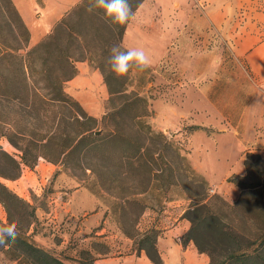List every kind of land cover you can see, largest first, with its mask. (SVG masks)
I'll list each match as a JSON object with an SVG mask.
<instances>
[{"label":"rangeland","instance_id":"rangeland-1","mask_svg":"<svg viewBox=\"0 0 264 264\" xmlns=\"http://www.w3.org/2000/svg\"><path fill=\"white\" fill-rule=\"evenodd\" d=\"M47 1L60 2L35 0L30 8L35 19L28 26L31 34L32 27L35 35L42 34L38 42L76 5L66 8L42 32L46 23L41 20L42 8ZM256 12L264 14V0L240 6L232 17V34L214 25L196 30L187 23L180 25L175 38H167L151 28V33L155 32L151 40L159 44L157 52L150 42L145 47L150 51L152 66L143 72L130 70L124 78L126 99L137 94L146 99L150 115L142 120L154 131L163 133L172 149L179 148L193 171L188 176L204 177L208 182V198L220 195L229 203L239 199L242 188L228 178L250 177L243 159H250V154L260 155L263 161L258 165L264 168V145L260 142L264 137V93L245 56L236 49L238 30L248 19H254ZM165 19L164 31L171 28L167 16ZM123 47L128 49L124 39ZM80 62L83 61L76 62L78 74ZM90 66L91 80L68 81L66 89L90 115L101 120L124 99L111 101L101 70ZM10 141L1 137L0 149L21 161V151ZM148 146L144 152L146 157L154 154L150 165L156 173L155 161L159 162L156 146H160L152 143ZM172 149L166 153L176 164L177 153ZM9 155L0 153V171L5 173L0 174V183L28 203L29 211H34L27 228L30 240L68 264H133L141 255L150 258L146 248H142L141 239L146 231L158 234V245L169 224L180 218L191 223L188 210L196 200L182 185L189 180L187 177L177 178V184L164 191L153 174H149L150 179L142 172L122 175L115 158L90 156L71 166L40 157L35 165L21 163V172L14 178L11 175L15 163ZM23 209L8 207L0 199V221L27 227V220L19 212ZM183 240L184 236H180L179 241ZM203 243L208 251L219 250L213 239ZM145 245L152 248L150 242ZM216 259L221 256L216 255ZM0 264L18 262L1 251Z\"/></svg>","mask_w":264,"mask_h":264},{"label":"trees","instance_id":"trees-1","mask_svg":"<svg viewBox=\"0 0 264 264\" xmlns=\"http://www.w3.org/2000/svg\"><path fill=\"white\" fill-rule=\"evenodd\" d=\"M144 1L129 0L133 12ZM88 6L89 0H81L44 38L31 45V30L15 2L0 0V138L7 137L21 151V161H17L0 149L15 163L11 176L20 174L21 163L35 165L40 157L71 166L80 164L82 158L100 156L115 158L122 175L153 174L164 191L177 184V178L187 177L189 180L182 185L196 201L188 210L191 227L183 245L194 241L200 252L209 253L210 264H264V168L258 165L262 157L250 154L252 159H245L249 179L234 175L228 178L242 188L237 201L229 203L220 195L208 198L207 180L188 176L193 171L179 148L172 149L163 133L142 120L150 115L146 99L138 94L126 99V76H115L107 63L113 46L126 50L123 39L130 22L111 25L102 19L99 10L87 11ZM77 61H88L101 70L111 101L124 99L101 120L90 115L66 89L67 82L78 74ZM149 143L160 146H156V173L150 165L154 154L146 157L144 152ZM170 148L177 153L176 164L166 153ZM0 174L5 175L3 171ZM0 191V199L8 207L24 208L19 212L27 220V227L17 225L16 243L11 248L0 247V253L5 252L18 264H68L30 240L27 228L34 211L28 210V203L1 183ZM152 233H144L142 248L155 264H162L158 234ZM212 239L219 249L214 253L203 243ZM146 242L152 248L145 247ZM216 255L221 259L217 260Z\"/></svg>","mask_w":264,"mask_h":264},{"label":"crops","instance_id":"crops-1","mask_svg":"<svg viewBox=\"0 0 264 264\" xmlns=\"http://www.w3.org/2000/svg\"><path fill=\"white\" fill-rule=\"evenodd\" d=\"M14 1L27 25L30 23L32 26L35 17L30 12V8L34 7L35 0ZM59 1L54 4L47 1L46 7L42 8L44 14L41 20L42 22L44 19L46 20L42 32L48 30L51 27V22L58 19L66 8L72 7L81 0ZM249 1L254 0H145L135 12L134 19L128 24L124 42L127 48L142 47L147 52L150 51L145 47L150 42V45L157 52L159 44L151 40L155 36V32L151 33V28L156 29L160 37L175 38L179 33L180 25L187 23L189 26L195 27L196 30H203L214 25L222 28L226 34H232L231 23L234 13L240 6L249 3ZM166 16L167 21L171 23V28L164 31L162 25L163 21L166 20ZM238 33L240 37L236 49L238 53L245 56L250 72L264 93V14L256 12L254 19H248L245 25L240 27ZM40 35L42 34L35 35L32 27L31 42L37 43ZM80 63H78L81 70L80 74L70 81L91 80V66L87 61ZM87 68H89L88 73H86ZM95 74L97 75V72ZM263 129L264 124L262 125ZM260 142L263 146L264 137L260 139ZM242 172L244 173V169ZM190 224L184 218H180L166 227L164 236L158 240L157 245L162 264H210V256L206 252H200L193 241H189L186 245L179 241V237L184 236L190 229ZM103 262H107V260ZM133 264L155 263L146 255H141L134 260Z\"/></svg>","mask_w":264,"mask_h":264},{"label":"clouds","instance_id":"clouds-1","mask_svg":"<svg viewBox=\"0 0 264 264\" xmlns=\"http://www.w3.org/2000/svg\"><path fill=\"white\" fill-rule=\"evenodd\" d=\"M99 10L102 19L111 25H127L135 17L129 0H89L87 11ZM107 63L117 77L126 76L130 70L143 72L152 66L150 54L142 47L122 50L113 46ZM19 232L15 223L0 224V247L11 248L17 241Z\"/></svg>","mask_w":264,"mask_h":264},{"label":"water","instance_id":"water-1","mask_svg":"<svg viewBox=\"0 0 264 264\" xmlns=\"http://www.w3.org/2000/svg\"><path fill=\"white\" fill-rule=\"evenodd\" d=\"M100 131H98L97 133H99Z\"/></svg>","mask_w":264,"mask_h":264}]
</instances>
